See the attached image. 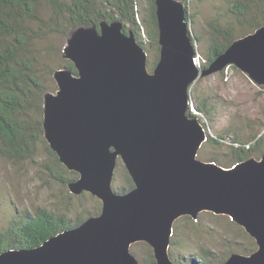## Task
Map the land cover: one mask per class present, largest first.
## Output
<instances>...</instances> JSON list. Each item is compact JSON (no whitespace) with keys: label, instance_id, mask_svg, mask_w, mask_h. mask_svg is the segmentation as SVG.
Here are the masks:
<instances>
[{"label":"water","instance_id":"95a60500","mask_svg":"<svg viewBox=\"0 0 264 264\" xmlns=\"http://www.w3.org/2000/svg\"><path fill=\"white\" fill-rule=\"evenodd\" d=\"M160 57L148 54L120 20L80 26L66 40L69 68L55 70L58 89L44 95V137L61 163L79 174L70 192H88L101 211L34 248L0 252V264H142L137 242L155 264H177L169 248L174 223L201 212L226 215L256 241L249 255L224 264H264V154L230 167L198 158L208 134L190 116L191 86L235 65L264 86V25L236 39L208 66H199L181 0H156ZM135 186L117 192L118 161Z\"/></svg>","mask_w":264,"mask_h":264},{"label":"trees","instance_id":"16d2710c","mask_svg":"<svg viewBox=\"0 0 264 264\" xmlns=\"http://www.w3.org/2000/svg\"><path fill=\"white\" fill-rule=\"evenodd\" d=\"M181 1L186 2V0ZM250 1L234 0L228 3L229 15L236 19L240 28L242 27L240 33L233 22L226 23L216 18L208 23L209 45L203 67L208 66L224 53L236 39L264 25V0H258L262 4L259 9H255ZM44 2L51 11L48 17H45L43 11ZM144 2L145 8L141 0H0V155L2 157L12 162L32 159L37 155L39 145L42 143L53 156L58 169L67 174L63 176L57 173L54 175L55 178L66 185L79 177L77 172L68 170L61 163L57 153L51 149L44 137V95L51 91L48 79L54 78L57 69L50 68L47 72L48 68L43 66L44 58H47L51 48L49 43L44 45L43 42L47 41V37L52 33L60 34L66 41L71 31L77 27L99 26L102 20L108 22L120 20L123 23V30L126 33L133 31L143 47L148 41L156 49V59L152 63L154 68L160 57L157 5L156 0H144ZM189 17L187 14V20ZM58 65V69L69 68L77 74L74 63L67 58L64 63ZM204 101L197 106L199 111L206 107ZM190 108L189 115L197 116ZM221 138H225L224 135H221ZM233 141L239 146L233 149L232 163L252 157L250 154L253 153L254 145L247 147L245 143L235 138ZM210 161H215V158H211ZM124 178L125 182L118 187L117 192H127L134 188L135 183L126 168ZM101 208L102 204L98 211L77 218H70L66 212H56L44 207H38L34 211L18 209L7 225L0 228V252L37 247L59 232L78 226L90 216L98 214ZM241 229L249 235L243 227ZM248 237L252 238L250 235ZM174 244L175 241L172 242V245ZM245 248L239 247L235 251L250 253L257 249V244L253 249ZM233 251L231 250L225 257L217 254L213 255L214 260H210L209 257L194 259L189 264H224L231 254L236 253ZM204 252L209 254L211 251L205 249ZM172 254L179 260V257ZM155 262L151 248L148 255L143 257L142 264H155Z\"/></svg>","mask_w":264,"mask_h":264},{"label":"rangeland","instance_id":"374dc122","mask_svg":"<svg viewBox=\"0 0 264 264\" xmlns=\"http://www.w3.org/2000/svg\"><path fill=\"white\" fill-rule=\"evenodd\" d=\"M143 7H146L144 0ZM255 9L262 7L258 0H251ZM250 1V3H251ZM234 0H186L183 3L189 14L188 24L191 38L196 51V61L199 66L206 62L209 45L208 23L216 18L222 22H233L240 33L242 27L228 12V3ZM43 11L48 17L50 8L44 2ZM146 38V36H144ZM43 42L51 48L44 58L43 66L47 69H58V64L66 58L63 48L65 38L58 33H52ZM148 54V68L152 71V63L156 59V49L147 41L144 45ZM47 75V74H46ZM48 76V75H47ZM51 91L57 90L53 77L48 79ZM191 110L196 113L205 127L208 140L198 152V158L215 162L222 167H230L234 159L233 149L238 147L233 139L245 143L247 147L254 145L252 157L259 159L264 154V86L257 84L247 73L234 65L227 66L206 76H201L191 86ZM205 100L206 107L199 111L197 106ZM224 135L225 138H221ZM236 163V162H235ZM62 173L53 158L41 143L37 155L23 162H12L0 155V228L7 225L18 209L36 210L44 207L56 212H66L70 218L86 217L89 213L98 211L101 201L88 192L76 195L70 192L55 178ZM125 167L118 161L113 181L117 191L125 182ZM241 226L226 215H217L210 211L201 212L196 219L181 217L174 223L173 235L169 252L177 264H189L192 260L208 258L213 255L227 256L245 247L253 249L255 241L248 237ZM175 244L172 245V242ZM151 247L145 242H137L131 246V252L142 263ZM205 249L211 252L206 254ZM179 257L177 260L173 254ZM208 259V261H209Z\"/></svg>","mask_w":264,"mask_h":264},{"label":"bare ground","instance_id":"6f19581e","mask_svg":"<svg viewBox=\"0 0 264 264\" xmlns=\"http://www.w3.org/2000/svg\"><path fill=\"white\" fill-rule=\"evenodd\" d=\"M188 14V13H187ZM188 21V20H187ZM191 36V35H190ZM192 39V38H191Z\"/></svg>","mask_w":264,"mask_h":264},{"label":"clouds","instance_id":"9594fccd","mask_svg":"<svg viewBox=\"0 0 264 264\" xmlns=\"http://www.w3.org/2000/svg\"><path fill=\"white\" fill-rule=\"evenodd\" d=\"M190 107H191V105H190Z\"/></svg>","mask_w":264,"mask_h":264}]
</instances>
